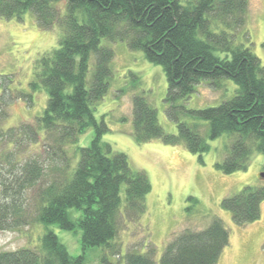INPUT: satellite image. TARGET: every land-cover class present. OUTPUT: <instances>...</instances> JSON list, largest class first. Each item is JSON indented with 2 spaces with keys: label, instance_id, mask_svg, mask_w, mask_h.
Masks as SVG:
<instances>
[{
  "label": "trees",
  "instance_id": "1",
  "mask_svg": "<svg viewBox=\"0 0 264 264\" xmlns=\"http://www.w3.org/2000/svg\"><path fill=\"white\" fill-rule=\"evenodd\" d=\"M27 11L38 27L57 26L61 34L57 47L33 64L31 92L47 93L41 114L5 126L9 102L31 94L5 92L7 87L0 93V231L35 223L47 229L36 247L0 251V264H84L86 248L96 246L119 256L120 221L134 217L138 222L145 212L148 176L102 140L110 128L104 115L95 116L112 76L114 51L108 44L117 40L163 67L166 115L177 128L176 133L163 129L157 109L136 90L135 78V142L160 139L201 157L210 150L208 140L227 134L215 163L225 174L245 170L254 153H264V65L248 45L236 41L240 34L249 40L247 0H0V19H22ZM223 79L236 85L230 98L195 109L182 103L201 81L217 87ZM91 127L90 144L76 145ZM263 200L264 185H246L220 205L234 224L243 225L259 219ZM49 225L79 228L81 254L71 255ZM228 243V229L212 216L201 229L173 234L159 261L153 246L144 252L134 246L123 264H215ZM102 262L112 264L105 257Z\"/></svg>",
  "mask_w": 264,
  "mask_h": 264
},
{
  "label": "rangeland",
  "instance_id": "2",
  "mask_svg": "<svg viewBox=\"0 0 264 264\" xmlns=\"http://www.w3.org/2000/svg\"><path fill=\"white\" fill-rule=\"evenodd\" d=\"M244 28L249 40L245 41L240 34L236 41L248 45L264 65V0H247ZM60 34L57 26L50 29L38 27L30 11L22 19H0V77L5 85L0 86V93L3 87H7L5 92L31 94L28 100L18 98L9 102L5 126L31 120L43 111L47 93L43 88L31 92L29 82L33 78L35 59L57 47ZM102 43L106 44V41ZM108 45L114 51L110 87L95 110L97 119L104 115L110 128L102 140L110 143L114 150L125 153L131 167L146 173L151 190L145 196V212L138 222L134 217L120 221L117 236L120 255H111L102 246L88 247L84 253V264H105L103 257L112 264H123L127 249L134 246L140 252L153 246L155 259L159 261L173 234L185 228L201 229L212 216L219 217L229 231V243L215 264H264V200L259 219L243 225L234 224L230 212L220 205L224 197L246 185H264V153H254L245 170L225 174L216 169L215 163L222 158L227 134L208 140L210 150L201 157L182 145L165 144L160 139L135 142L131 133L132 82L135 78L139 81L136 90L144 91L148 102L157 109L163 129L169 133L177 132L175 123L166 115V74L162 66L150 63L142 51L130 50L125 41L117 40ZM219 84L215 87L201 81L182 103L189 109L204 108L218 105L234 95L236 85L231 79H223ZM183 119L189 118L184 116ZM93 135L94 129L88 128L79 136L76 145H89ZM190 196L197 201L189 199ZM48 228L56 233L71 255L81 254L79 228L76 231L60 229L56 225ZM46 229L43 224L35 223L0 231V251L36 247Z\"/></svg>",
  "mask_w": 264,
  "mask_h": 264
},
{
  "label": "water",
  "instance_id": "3",
  "mask_svg": "<svg viewBox=\"0 0 264 264\" xmlns=\"http://www.w3.org/2000/svg\"><path fill=\"white\" fill-rule=\"evenodd\" d=\"M263 175V174H262Z\"/></svg>",
  "mask_w": 264,
  "mask_h": 264
}]
</instances>
